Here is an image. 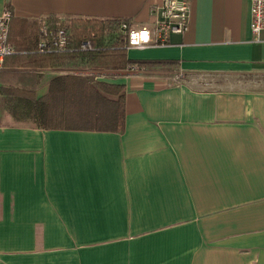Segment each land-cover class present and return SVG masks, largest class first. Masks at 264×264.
<instances>
[{
	"label": "crops",
	"instance_id": "0c3cea01",
	"mask_svg": "<svg viewBox=\"0 0 264 264\" xmlns=\"http://www.w3.org/2000/svg\"><path fill=\"white\" fill-rule=\"evenodd\" d=\"M161 1L0 0V14L141 27ZM188 1L184 33L126 47L176 64L98 79L125 87L122 132L0 121V264H264V29L252 0ZM17 50L2 70L43 92L65 73L23 69ZM19 86L34 87L1 84Z\"/></svg>",
	"mask_w": 264,
	"mask_h": 264
},
{
	"label": "trees",
	"instance_id": "16d2710c",
	"mask_svg": "<svg viewBox=\"0 0 264 264\" xmlns=\"http://www.w3.org/2000/svg\"><path fill=\"white\" fill-rule=\"evenodd\" d=\"M58 23L68 33L69 49L63 53L39 54L32 49L36 43V21L13 19L10 42L19 50L13 56L18 66L29 71L42 68L62 71L79 65L93 73H60L49 81L46 94L38 97L35 88L1 87L0 104L8 100L15 121H31L39 128L117 131L124 129V86L107 83L96 76L126 75L130 65L140 68L156 64H176L175 61L131 59L126 50V35L120 26L129 20L122 18L81 19ZM71 70V69H69ZM101 73V74H100ZM7 98V99H6Z\"/></svg>",
	"mask_w": 264,
	"mask_h": 264
},
{
	"label": "built area",
	"instance_id": "2783aa9c",
	"mask_svg": "<svg viewBox=\"0 0 264 264\" xmlns=\"http://www.w3.org/2000/svg\"><path fill=\"white\" fill-rule=\"evenodd\" d=\"M153 22L150 26L134 27L126 22L120 26L126 35V47L142 49L149 46L166 45L171 34H182L188 29L190 18V3L188 0H162L152 9ZM12 14L9 9H4L0 14V72L4 59L18 52L9 41L10 22ZM250 30L257 38L264 29V0H252L250 5ZM42 19L39 25L38 36L33 52L43 54L48 52L63 53L68 51L69 38L67 30L58 25ZM137 65H130L129 72L137 71ZM75 73H92L90 69L73 68L67 70ZM101 74V73H100ZM96 79H102L97 76ZM173 82L184 81L182 73H176Z\"/></svg>",
	"mask_w": 264,
	"mask_h": 264
},
{
	"label": "rangeland",
	"instance_id": "374dc122",
	"mask_svg": "<svg viewBox=\"0 0 264 264\" xmlns=\"http://www.w3.org/2000/svg\"><path fill=\"white\" fill-rule=\"evenodd\" d=\"M59 20L65 21V19H59ZM42 22H43L42 20H39L36 22L37 36H38L39 25L42 24ZM45 23H48V19L45 20ZM11 32H12V23L10 24L9 35L11 34ZM9 39H10V36H9ZM10 43L15 47V49H18V47H16L15 44H13L12 42H10ZM71 66H73V68H81L78 64L77 65L70 64L69 67H71ZM3 67H4V65H3ZM73 68L64 69V70H62V72H67V70L73 69ZM85 69H87V68H85ZM35 75L36 74L30 75V74H27V72H23V71L22 72H5V70H2V72L0 74V87H1V84H3V85H28V84H31V85H34L35 92L37 93L38 96L44 95L47 91L43 92L42 87L37 88L38 83H36V82L38 81V79L36 78ZM38 75H40V74H38ZM254 80L264 81V75H262V76L256 75V77H254ZM10 109H11V103L8 100H5L0 104V121H2L4 123H15ZM22 122H26V124H29V125H35L31 121H22Z\"/></svg>",
	"mask_w": 264,
	"mask_h": 264
}]
</instances>
